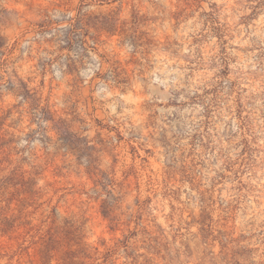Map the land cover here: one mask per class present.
<instances>
[{
  "label": "clouds",
  "instance_id": "obj_1",
  "mask_svg": "<svg viewBox=\"0 0 264 264\" xmlns=\"http://www.w3.org/2000/svg\"><path fill=\"white\" fill-rule=\"evenodd\" d=\"M4 7L0 264H264V0Z\"/></svg>",
  "mask_w": 264,
  "mask_h": 264
},
{
  "label": "rangeland",
  "instance_id": "obj_2",
  "mask_svg": "<svg viewBox=\"0 0 264 264\" xmlns=\"http://www.w3.org/2000/svg\"><path fill=\"white\" fill-rule=\"evenodd\" d=\"M7 2L8 0H0V20L4 22L10 21L16 16L15 12H10L7 8L4 7V4ZM88 23L93 27L99 24L101 28H106V29L111 30L108 18L106 17L103 19H101L100 17L90 18ZM68 46L71 47V44H69ZM5 183L12 184V185L19 183L21 185L20 190L30 191V184H24L22 180H16L15 176L10 177ZM49 232L53 236L52 243L49 245V247L55 246L56 244L63 243V242L70 243L74 239L73 226L69 222H66L65 228L55 229L53 227V228H50Z\"/></svg>",
  "mask_w": 264,
  "mask_h": 264
}]
</instances>
